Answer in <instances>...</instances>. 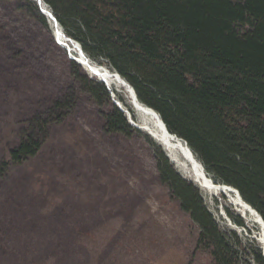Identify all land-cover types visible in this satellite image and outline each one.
I'll use <instances>...</instances> for the list:
<instances>
[{
    "label": "rangeland",
    "instance_id": "obj_1",
    "mask_svg": "<svg viewBox=\"0 0 264 264\" xmlns=\"http://www.w3.org/2000/svg\"><path fill=\"white\" fill-rule=\"evenodd\" d=\"M44 16L47 24L26 1L0 0V166L10 161L25 121L35 114L51 117L55 102H64L60 115L42 127L41 150L0 168V264H216L213 246L201 240V227L163 180L156 147L144 134L160 143L139 128L142 133L125 136L105 131L108 98L101 91L97 97L83 78L102 81L57 42ZM59 24L81 44L70 34L72 24ZM85 53L117 71L100 54ZM160 145L181 176L202 191L219 231L227 234L233 264H264L256 260L264 257L260 226L223 194L209 201ZM219 203L233 224L218 215Z\"/></svg>",
    "mask_w": 264,
    "mask_h": 264
},
{
    "label": "trees",
    "instance_id": "obj_2",
    "mask_svg": "<svg viewBox=\"0 0 264 264\" xmlns=\"http://www.w3.org/2000/svg\"><path fill=\"white\" fill-rule=\"evenodd\" d=\"M24 1L47 24L38 4ZM45 1L62 24H72L70 34L87 53L103 56L218 181L238 188L264 218V0ZM83 79L97 97L101 91L108 98L110 108L102 112L106 132L142 133L111 102L104 83ZM63 104L56 101L50 116L58 117ZM51 117L35 114L25 121L1 169L41 150L42 127ZM144 135L156 147L163 180L201 227V240L213 246L216 264H233L227 234L219 231L202 191ZM256 260L263 263L264 257L258 254Z\"/></svg>",
    "mask_w": 264,
    "mask_h": 264
},
{
    "label": "bare ground",
    "instance_id": "obj_3",
    "mask_svg": "<svg viewBox=\"0 0 264 264\" xmlns=\"http://www.w3.org/2000/svg\"><path fill=\"white\" fill-rule=\"evenodd\" d=\"M44 6V3L42 2ZM45 14L55 27L57 42L71 49L74 59L82 65L92 77L104 82L112 95L113 101L118 107L124 110L129 123L132 122L150 134L160 144H162L170 159L178 170L197 183L209 195V201L213 195L223 194L228 203L235 206L247 221H253L260 226L259 241L264 250V218L261 213L251 206L241 195L235 186L217 182L207 173L204 164L194 153L189 144H186L180 137H176L169 130L159 111L143 102L137 95L136 90L119 72L108 68L106 65L92 61L80 46L79 42L71 43V38L62 30L61 25L54 24L50 15V8L44 6ZM120 93H124L126 100L120 98ZM217 213L223 219L232 221L225 203L217 204Z\"/></svg>",
    "mask_w": 264,
    "mask_h": 264
},
{
    "label": "water",
    "instance_id": "obj_4",
    "mask_svg": "<svg viewBox=\"0 0 264 264\" xmlns=\"http://www.w3.org/2000/svg\"><path fill=\"white\" fill-rule=\"evenodd\" d=\"M50 15H51V18L53 19V21H54V24L55 25H57L58 23H59V21H58V19L56 18V16L53 14V12L50 10ZM68 48V47H67ZM72 58H74L73 56H71ZM120 74V73H119ZM130 84V83H129ZM131 85V84H130ZM132 86V85H131ZM133 87V86H132ZM134 88V87H133ZM135 89V88H134ZM123 112H124V110L121 108V107H119ZM161 115V114H160ZM128 121H129V119H128ZM165 123V122H164ZM130 124L131 125H133V126H135V127H137V128H139V129H141L140 127H138L137 125H135L134 123H132V122H130ZM165 125H166V123H165ZM174 135L176 136V137H179L176 133H174ZM181 138V137H180ZM182 140H184L183 138H181ZM184 142L186 143V144H188V142L186 141V140H184ZM205 167V166H204ZM238 191H239V189L238 188H236ZM250 204V203H249ZM251 205V204H250ZM252 206V205H251ZM256 209V208H255ZM257 210V209H256ZM258 211V210H257ZM262 216V215H261Z\"/></svg>",
    "mask_w": 264,
    "mask_h": 264
}]
</instances>
